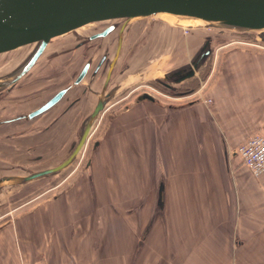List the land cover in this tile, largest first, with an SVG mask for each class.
Listing matches in <instances>:
<instances>
[{
	"label": "crops",
	"instance_id": "1",
	"mask_svg": "<svg viewBox=\"0 0 264 264\" xmlns=\"http://www.w3.org/2000/svg\"><path fill=\"white\" fill-rule=\"evenodd\" d=\"M253 59L260 69L221 76L211 90L217 104L201 114L184 106L171 113L149 101L117 118L108 138H121L127 155L105 154L107 166L94 168L90 187L79 185L24 212L0 234V264H264V176L252 179L231 158L226 167L223 154V143L229 151V143L237 149L264 133V120L227 124L230 111L245 110L246 99L264 94V57ZM213 119L234 131L219 128L221 138ZM161 169L164 216L139 253Z\"/></svg>",
	"mask_w": 264,
	"mask_h": 264
},
{
	"label": "rangeland",
	"instance_id": "2",
	"mask_svg": "<svg viewBox=\"0 0 264 264\" xmlns=\"http://www.w3.org/2000/svg\"><path fill=\"white\" fill-rule=\"evenodd\" d=\"M98 25V28H94L86 35L72 32L53 39L36 67L18 83L15 89L8 92L9 94L6 93V96L0 100V121L28 113L59 89L72 86V81L79 69L88 60H93L95 65L101 54L107 53L105 48L109 47L108 55L113 58L116 44L110 47L111 41L116 38V33L104 40L87 41L88 36L95 34L108 24L99 23ZM90 27L86 26V29H91ZM127 28L119 61L114 66L109 85V89L116 95L96 119L84 149L69 168L57 175L22 185L9 184L1 190L0 234L24 212L59 198L79 185L84 184L90 187L91 173L94 168L107 166L105 154L112 156V160L115 159L118 149L124 152V157L127 155L125 149L121 151L122 145H119L121 138H108V136L112 134L115 127V124L112 126V120L127 114L125 105L130 100L132 101L130 106L135 105L136 95L140 96L146 92L163 104L177 106V111L181 110L187 102L194 100H200L204 107L205 105L211 107L217 104L211 90L221 76L233 77L238 73V76L247 77L246 72L260 69L261 64L255 62L258 60H254V56L264 57V42L257 36V32L246 34L222 31L206 26L203 21L171 22L162 14L134 22ZM204 37L213 38L211 55L203 63L197 76L176 85V94L186 87L194 88L195 93L191 94V91L187 96L174 95L173 92L162 88L156 79L189 63L203 43ZM159 41L162 47L154 51V46ZM81 42L86 44L79 47L78 44ZM33 49L34 46H27L0 56V78L15 71ZM90 73L84 80L85 83L73 88L66 99L52 111L26 125L13 124L0 129V177L26 176L54 167L67 158L71 145L79 139L84 120L99 99L97 93L102 92L103 80L106 76L101 73L92 78V70ZM88 88V92L85 93ZM261 89L264 90V88ZM242 92L251 98L250 88L245 87ZM76 98L81 101L76 106L70 107V111L62 117L61 114L65 113L69 104ZM244 104L245 110L237 113L230 111L227 124L243 125L249 118L253 121L264 120V110H257L264 106V94L246 99ZM252 106L258 107L256 111L249 109ZM176 109H172L171 113L177 112L174 111ZM137 114L143 115V118L147 116L146 112H137ZM58 117H60L59 120ZM56 119L57 123H55ZM211 119L207 118L204 121ZM212 126L220 128L223 134L234 131L233 129V131L229 130L230 133L228 129L225 131L218 121ZM96 143L98 144L95 146ZM228 146L229 153L237 150L232 143ZM231 165L239 167L243 164L236 156L231 158ZM155 185L154 182L153 186L156 190ZM110 207L115 212V207ZM139 208L140 206L136 209L137 213L140 212ZM147 225L148 221L144 229Z\"/></svg>",
	"mask_w": 264,
	"mask_h": 264
},
{
	"label": "water",
	"instance_id": "3",
	"mask_svg": "<svg viewBox=\"0 0 264 264\" xmlns=\"http://www.w3.org/2000/svg\"><path fill=\"white\" fill-rule=\"evenodd\" d=\"M160 14L198 19L203 21L206 26L218 28L222 31H235L246 34L257 32V36L264 42V0H0V56L23 47L34 46V49L28 54L29 56L17 66L15 71H12L4 78H0V100L6 96V93L15 89L18 83L31 72L45 54L49 48V43L53 39L76 32L79 28L87 25L91 26V24H104L107 22L108 25L106 27L88 36L87 41L104 40L116 33V38L111 41L110 47L112 48L116 44L113 58L108 55L109 47L108 49L105 48L107 53L105 55L101 54L95 65L93 60H88L79 69L74 81H72V86L59 89L48 101L24 115H17L0 121V129L13 124H24L23 122L26 121L30 123L52 111L53 108L55 109L63 98L66 99L67 94L73 88L80 87L85 83L84 80H86L91 70L92 78L101 73L106 76L105 80H103L102 92L97 93L99 99L84 120L79 139L71 145L67 158L54 167L26 176L0 177V192L9 184L22 185L57 175L75 162V159L84 149V145L87 144L96 119L116 95L114 91L109 89V85L113 77L114 66L119 61L123 40L128 30L127 27H130L134 22L143 21ZM204 38L203 43L196 50V54L189 63L183 64L166 73L163 77L156 79V82L162 88L173 92L174 95H180L176 94V85H180L186 80L197 76V72L212 53L213 38ZM85 42H81L78 46L82 47L86 44ZM161 45L160 41L156 43L154 51L162 47ZM76 101H72L68 109ZM139 101H150L169 109L177 108V106L171 104H163L146 93L139 97ZM60 117L57 119L59 120ZM57 119L55 123H57ZM215 129L223 138L219 128L215 127ZM223 148L225 165L228 167L230 158H235L238 153L237 150L229 153L225 143H223ZM165 181L166 175L164 170L162 171L161 169L155 181L156 194L154 195L155 202L152 207V214L148 225L140 234L141 236L138 240L137 248L139 253L155 224L154 221L158 216H164Z\"/></svg>",
	"mask_w": 264,
	"mask_h": 264
},
{
	"label": "built area",
	"instance_id": "4",
	"mask_svg": "<svg viewBox=\"0 0 264 264\" xmlns=\"http://www.w3.org/2000/svg\"><path fill=\"white\" fill-rule=\"evenodd\" d=\"M238 157L253 178L264 176V133L251 135L237 148Z\"/></svg>",
	"mask_w": 264,
	"mask_h": 264
},
{
	"label": "flooded vegetation",
	"instance_id": "5",
	"mask_svg": "<svg viewBox=\"0 0 264 264\" xmlns=\"http://www.w3.org/2000/svg\"><path fill=\"white\" fill-rule=\"evenodd\" d=\"M106 25L108 24V23H105ZM87 26H89L90 27V25H87ZM91 26H92V28L91 29H86V26L85 27H82V28H79L80 30H77L76 32L77 33H80V34H84V35H86L89 31H91V30H93L94 28H98V24H91ZM42 58V57H41ZM40 61V60H39ZM35 67H36V65H35ZM34 67V68H35ZM33 68V69H34ZM194 88H191V87H186V88H184L183 90H181V92L179 93L180 95H182V96H187V95H189V93L191 92V94H193V93H195V91L193 90ZM89 90V88L86 90V92L85 93H87V91ZM146 93V92H145ZM55 94V93H54ZM53 94V95H54ZM146 94H148V93H146ZM138 96V97H137ZM142 95H136V97L134 98V100H135V102H134V104L135 105H132V106H130L131 105V100L129 101V102H127L126 104L127 105H125V108H126V110H127V114H129V113H131L134 109H136L137 107H140V106H143L144 104L146 105V104H149V103H147V101L145 102V101H142V102H140L139 101V97H141ZM52 97V95L48 98V99H46V100H44V101H42L39 105H37L36 107H34V108H37L38 106H41L43 103H45L46 101H48L50 98ZM78 99L79 98H76V99H74V100H77L76 102H75V104L73 105V106H76V104H78L80 101H81V99H80V101H78ZM63 100H65V98H63ZM62 100V101H63ZM33 108V109H34ZM184 108H187V109H193V110H195L196 112H198V113H200L201 114V109L203 108V105H202V103H200V100H194V101H189V102H187V104L184 106ZM70 110L68 109V111L66 112V113H64L63 115H62V117H64L65 116V114H67L68 112H69ZM137 112H139V111H137ZM143 112V111H142ZM140 113V112H139ZM126 114V115H127ZM20 115H24V113L23 114H20ZM61 116V115H60ZM147 117V116H146ZM145 117V118H146ZM117 118H119V117H116V118H114V120H112V126L116 123V121L118 120ZM25 121V120H24ZM27 122V121H26ZM26 122H23L24 124H21V125H26L27 123Z\"/></svg>",
	"mask_w": 264,
	"mask_h": 264
},
{
	"label": "bare ground",
	"instance_id": "6",
	"mask_svg": "<svg viewBox=\"0 0 264 264\" xmlns=\"http://www.w3.org/2000/svg\"><path fill=\"white\" fill-rule=\"evenodd\" d=\"M162 15H163V17H165L167 20H169L171 22H174V21H178V22H181V23H197V22H201V20L188 18V17H180V16H175V15H170V14H162Z\"/></svg>",
	"mask_w": 264,
	"mask_h": 264
}]
</instances>
